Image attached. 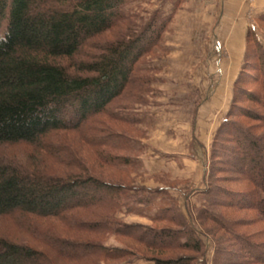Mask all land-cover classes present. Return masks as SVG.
<instances>
[{
	"label": "trees",
	"instance_id": "trees-1",
	"mask_svg": "<svg viewBox=\"0 0 264 264\" xmlns=\"http://www.w3.org/2000/svg\"><path fill=\"white\" fill-rule=\"evenodd\" d=\"M134 1L0 0V144L25 142L34 144L38 152L49 150L58 168L64 164V153L72 157L60 171L41 157L16 165L0 156V215L17 211L61 224L60 233L50 228L41 234L43 249L0 237V264L122 260L130 249L108 246L103 240L110 236L129 238L150 250L204 255V242L183 214L176 206L164 204L161 197L158 201L156 194H164L169 187L154 192L134 186V180H104L91 172L73 147L59 141L53 147L45 139L52 132L71 131L93 148L92 156L100 165L122 174L137 167L135 141L98 117L131 125L134 120L128 109L144 103L151 91L149 77L135 72L140 71L142 58L159 46L170 15L163 17L155 11L145 18ZM256 54L264 78V52ZM242 80L240 73L210 156L250 188L215 190L210 183L201 193L204 206L253 210L264 221V133L254 134L251 126L231 119L253 115L264 128V113L252 114L237 105L244 96L264 112V96L247 89ZM220 137L223 142L217 144ZM214 167L207 165L208 180L217 170ZM216 193L229 195V200H217ZM152 205L151 220L173 227L124 223L120 218L147 214ZM207 212L199 211L198 219L217 221L207 217ZM222 228L241 247L243 255L236 257L246 261L232 260L237 253L205 229L214 244L210 264H264V244ZM192 254L146 258L149 264H194L198 256Z\"/></svg>",
	"mask_w": 264,
	"mask_h": 264
},
{
	"label": "rangeland",
	"instance_id": "rangeland-1",
	"mask_svg": "<svg viewBox=\"0 0 264 264\" xmlns=\"http://www.w3.org/2000/svg\"><path fill=\"white\" fill-rule=\"evenodd\" d=\"M133 5H138L137 11L145 18L155 11L163 17L170 15L159 46L142 58L138 64L140 71L135 72L149 77L151 91L144 103H136L128 109L134 120L131 125L113 122L105 115L98 117L135 141L133 155L137 167L130 174H122L100 165L92 156L93 148L71 131L52 132L45 139L53 147H58V141L73 147L91 172L104 180H134V186L154 192L158 187H169L164 194H156L158 201L161 197L164 204L176 206L189 227L195 229L204 242V255H195L176 249L150 250L129 238L110 236L103 242L108 246L128 247L131 252L122 260L101 264H149L148 258L152 256L168 259L182 254L198 256L194 264H210L214 244L212 237L206 236L208 232L220 239V244L227 246L228 250L237 253L232 260L246 261L245 257H236L243 255L241 247L222 227L263 245L264 221L253 210L227 209L217 205L206 207L203 203L205 195L201 192L210 183V189L215 190L236 192L250 188L246 181H238L235 175L226 172L221 161L210 154L213 137L229 108L239 74L243 76V86L264 96V78L259 69L260 61L256 59V51L264 52V0H136ZM222 32L227 44L222 42ZM215 51L218 57L214 58ZM241 99L237 105H244L252 114L264 113L255 102L244 96ZM231 119L246 127L251 126L254 134L264 133L256 116H231ZM221 139L218 138L217 144ZM0 156L16 165L30 164L31 160L41 157L47 165L60 171L65 170L72 158L64 153V164L58 168L49 150L38 152L34 144L25 142L0 144ZM198 164L201 167L214 165L217 170L208 180V174L201 175ZM215 198L228 201L229 195L216 193ZM153 206L146 211L147 214H127L120 218L124 223L170 226L167 222L151 220L155 212ZM205 210L209 213L207 217L217 221L199 220L198 212L205 214ZM50 228L61 232L57 220L22 215L17 211L0 215V237L37 248L46 247L41 234ZM49 254L57 259L51 252ZM126 260L130 262L122 263ZM56 264L76 263L60 260Z\"/></svg>",
	"mask_w": 264,
	"mask_h": 264
},
{
	"label": "crops",
	"instance_id": "crops-1",
	"mask_svg": "<svg viewBox=\"0 0 264 264\" xmlns=\"http://www.w3.org/2000/svg\"><path fill=\"white\" fill-rule=\"evenodd\" d=\"M221 29H222V28H221ZM223 36H224V35H223V32H222V34H221L222 42L225 43V44H227V40H226L225 37H224V39H223ZM218 40H219V39H218ZM219 41H220V40H219ZM220 42H221V41H220ZM222 42H221V43H222ZM223 43H222V44H223ZM218 45H219V44H218ZM218 45H217V47H216L217 52L219 51V48H220ZM217 52H216V51L214 52V58H215V57H218ZM218 53H219V52H218ZM219 56H220V58H221V55H219ZM186 159H187V158H186ZM196 161H197V160H196ZM202 163H204V161H203ZM197 166H199V164H198ZM204 166H205V165H204ZM204 166H203V167L199 166V168L201 167L199 171H200V173H201L202 176L207 174V164H206L205 167H204ZM182 185H183V184H182Z\"/></svg>",
	"mask_w": 264,
	"mask_h": 264
}]
</instances>
